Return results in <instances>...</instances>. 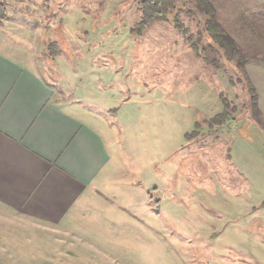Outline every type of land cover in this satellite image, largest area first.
Returning <instances> with one entry per match:
<instances>
[{
    "label": "rangeland",
    "instance_id": "1",
    "mask_svg": "<svg viewBox=\"0 0 264 264\" xmlns=\"http://www.w3.org/2000/svg\"><path fill=\"white\" fill-rule=\"evenodd\" d=\"M142 1L0 0L4 52L112 114L104 190L56 226L0 214V264H264V0H207L227 49L196 0L139 33Z\"/></svg>",
    "mask_w": 264,
    "mask_h": 264
},
{
    "label": "crops",
    "instance_id": "2",
    "mask_svg": "<svg viewBox=\"0 0 264 264\" xmlns=\"http://www.w3.org/2000/svg\"><path fill=\"white\" fill-rule=\"evenodd\" d=\"M3 49L0 44V214L56 226L106 187L112 114L90 93L54 102L53 81Z\"/></svg>",
    "mask_w": 264,
    "mask_h": 264
},
{
    "label": "trees",
    "instance_id": "3",
    "mask_svg": "<svg viewBox=\"0 0 264 264\" xmlns=\"http://www.w3.org/2000/svg\"><path fill=\"white\" fill-rule=\"evenodd\" d=\"M198 4L205 6V12L207 15V31L209 32L211 40L221 47H225L227 45L228 38L222 28L216 23L214 19V10L207 3V0H196ZM174 0H143L142 1V17L140 21V29L138 30L141 33L145 30L150 24L156 21H162L167 16L170 9L173 7ZM5 18V9L1 6L0 3V22H2ZM226 48V47H225ZM227 49V48H226ZM238 69L244 72L243 66L239 63ZM248 92L251 97V111L255 117V94L254 88L252 87L250 82H247Z\"/></svg>",
    "mask_w": 264,
    "mask_h": 264
}]
</instances>
